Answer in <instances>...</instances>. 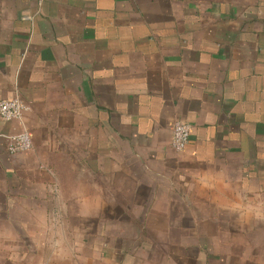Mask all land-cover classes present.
I'll return each instance as SVG.
<instances>
[{
  "label": "crops",
  "instance_id": "0c3cea01",
  "mask_svg": "<svg viewBox=\"0 0 264 264\" xmlns=\"http://www.w3.org/2000/svg\"><path fill=\"white\" fill-rule=\"evenodd\" d=\"M13 98L0 264H264V0H0Z\"/></svg>",
  "mask_w": 264,
  "mask_h": 264
},
{
  "label": "built area",
  "instance_id": "2783aa9c",
  "mask_svg": "<svg viewBox=\"0 0 264 264\" xmlns=\"http://www.w3.org/2000/svg\"><path fill=\"white\" fill-rule=\"evenodd\" d=\"M27 106L19 98L0 100V119L4 121L16 120L21 121ZM170 145L176 152L182 151L189 140L190 126L184 121L176 120L172 123ZM31 140L26 130L12 135L8 138L7 151L17 153L29 150Z\"/></svg>",
  "mask_w": 264,
  "mask_h": 264
},
{
  "label": "rangeland",
  "instance_id": "374dc122",
  "mask_svg": "<svg viewBox=\"0 0 264 264\" xmlns=\"http://www.w3.org/2000/svg\"><path fill=\"white\" fill-rule=\"evenodd\" d=\"M28 259H31V261L27 262V264H44V262L40 260L39 256L37 258L31 257ZM50 264H57V262L52 261V263H50Z\"/></svg>",
  "mask_w": 264,
  "mask_h": 264
}]
</instances>
